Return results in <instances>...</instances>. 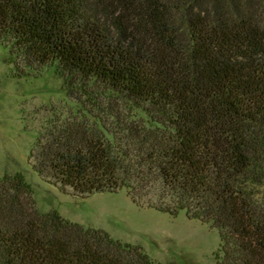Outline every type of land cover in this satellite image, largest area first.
I'll return each mask as SVG.
<instances>
[{
  "label": "trees",
  "instance_id": "trees-1",
  "mask_svg": "<svg viewBox=\"0 0 264 264\" xmlns=\"http://www.w3.org/2000/svg\"><path fill=\"white\" fill-rule=\"evenodd\" d=\"M11 76L52 69L76 109L29 158L83 198L209 225L215 264H264V0H0ZM0 264H160L139 245L41 213L0 178Z\"/></svg>",
  "mask_w": 264,
  "mask_h": 264
},
{
  "label": "rangeland",
  "instance_id": "rangeland-1",
  "mask_svg": "<svg viewBox=\"0 0 264 264\" xmlns=\"http://www.w3.org/2000/svg\"><path fill=\"white\" fill-rule=\"evenodd\" d=\"M8 58L7 49L0 48V178L24 173L41 213L57 211L85 228L104 230L115 240L141 246L160 264H215L220 239L209 225L183 213L173 218L138 207L124 191L79 198L43 181L29 158L39 130L52 113L65 115L76 103L67 98L52 69L15 79Z\"/></svg>",
  "mask_w": 264,
  "mask_h": 264
}]
</instances>
